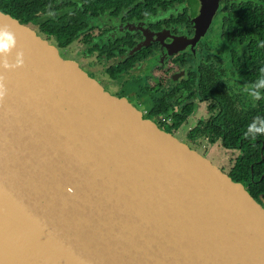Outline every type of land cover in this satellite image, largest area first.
Returning a JSON list of instances; mask_svg holds the SVG:
<instances>
[{
    "label": "water",
    "instance_id": "obj_1",
    "mask_svg": "<svg viewBox=\"0 0 264 264\" xmlns=\"http://www.w3.org/2000/svg\"><path fill=\"white\" fill-rule=\"evenodd\" d=\"M201 21L219 0H201ZM0 102V264H264V206L40 33Z\"/></svg>",
    "mask_w": 264,
    "mask_h": 264
},
{
    "label": "flooded vegetation",
    "instance_id": "obj_2",
    "mask_svg": "<svg viewBox=\"0 0 264 264\" xmlns=\"http://www.w3.org/2000/svg\"><path fill=\"white\" fill-rule=\"evenodd\" d=\"M0 0V10L45 34L109 92L211 158L264 206V98L243 89L264 68V0ZM264 95V93H262ZM222 159V151L220 153ZM223 162V161H222Z\"/></svg>",
    "mask_w": 264,
    "mask_h": 264
},
{
    "label": "clouds",
    "instance_id": "obj_3",
    "mask_svg": "<svg viewBox=\"0 0 264 264\" xmlns=\"http://www.w3.org/2000/svg\"><path fill=\"white\" fill-rule=\"evenodd\" d=\"M16 41L14 34L9 30L7 25L0 26V54H3L4 60L2 62L5 69L15 68L24 64L23 52L18 51L16 53L15 62L10 64L7 59V55L15 47ZM260 77L252 82L249 86L245 87L243 91L253 100L259 101L264 98V68L260 69ZM5 76L0 74V102H2L6 96L7 88L5 86ZM264 135V117L254 118L252 123L247 127L244 136L255 140L257 136Z\"/></svg>",
    "mask_w": 264,
    "mask_h": 264
},
{
    "label": "rangeland",
    "instance_id": "obj_4",
    "mask_svg": "<svg viewBox=\"0 0 264 264\" xmlns=\"http://www.w3.org/2000/svg\"><path fill=\"white\" fill-rule=\"evenodd\" d=\"M41 35L46 37L45 34L41 33ZM59 53L64 58H68L69 57V54L67 53V51L65 49H60ZM220 150L222 151V156H223L222 159H221V155H220L221 151L220 152H217V151L214 152L213 156L211 158H209V159L215 164H218V165L221 164V166H224V165H226L225 160H227V159L224 156V150L223 149H220Z\"/></svg>",
    "mask_w": 264,
    "mask_h": 264
},
{
    "label": "trees",
    "instance_id": "obj_5",
    "mask_svg": "<svg viewBox=\"0 0 264 264\" xmlns=\"http://www.w3.org/2000/svg\"><path fill=\"white\" fill-rule=\"evenodd\" d=\"M234 179H236V178H234ZM236 181V180H235Z\"/></svg>",
    "mask_w": 264,
    "mask_h": 264
}]
</instances>
